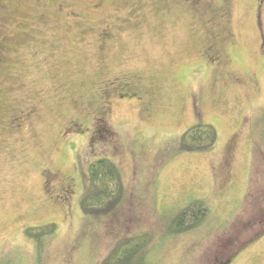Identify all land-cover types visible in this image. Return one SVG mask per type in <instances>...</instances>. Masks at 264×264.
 Instances as JSON below:
<instances>
[{"label": "rangeland", "instance_id": "374dc122", "mask_svg": "<svg viewBox=\"0 0 264 264\" xmlns=\"http://www.w3.org/2000/svg\"><path fill=\"white\" fill-rule=\"evenodd\" d=\"M193 1L0 0V264H98L141 232L150 264H264V234L222 236L264 184V0ZM204 123L213 144L179 151ZM99 158L121 195L91 213ZM194 200L206 219L170 234Z\"/></svg>", "mask_w": 264, "mask_h": 264}, {"label": "trees", "instance_id": "16d2710c", "mask_svg": "<svg viewBox=\"0 0 264 264\" xmlns=\"http://www.w3.org/2000/svg\"><path fill=\"white\" fill-rule=\"evenodd\" d=\"M261 124L263 125L260 126V129L258 128L260 145L264 144V113L262 114ZM214 139L215 129L212 125L206 123L192 125L181 136L179 151H202L211 146ZM87 170L90 187L81 197V207L86 212L96 213L117 202L121 195L120 178L117 168L105 158L93 160L88 164ZM258 182L262 186L260 188L261 196L252 198V192L248 194L244 204V211L240 210L243 213L223 232L222 236H225V238H229L232 235L238 236L239 242H235L233 245L240 243L246 245L264 234L263 173H261ZM207 213L208 207L204 201H191L187 206L175 213L170 234H179L194 229L203 223ZM55 229V223L31 226L25 228V235L34 240L39 251L42 242L46 237L52 235ZM152 241L153 235L150 232H141L126 237L117 242L98 264H150L147 261V247ZM216 241L214 239V243ZM8 264L17 263L10 261Z\"/></svg>", "mask_w": 264, "mask_h": 264}, {"label": "flooded vegetation", "instance_id": "af4514ba", "mask_svg": "<svg viewBox=\"0 0 264 264\" xmlns=\"http://www.w3.org/2000/svg\"><path fill=\"white\" fill-rule=\"evenodd\" d=\"M187 1L194 2L193 0H187ZM194 3H196V2H194ZM210 51H212V50H210Z\"/></svg>", "mask_w": 264, "mask_h": 264}]
</instances>
